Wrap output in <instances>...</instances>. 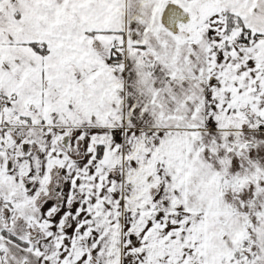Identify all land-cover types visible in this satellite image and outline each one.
<instances>
[{"label":"snow or ice","instance_id":"1","mask_svg":"<svg viewBox=\"0 0 264 264\" xmlns=\"http://www.w3.org/2000/svg\"><path fill=\"white\" fill-rule=\"evenodd\" d=\"M0 264H264V0H0Z\"/></svg>","mask_w":264,"mask_h":264}]
</instances>
